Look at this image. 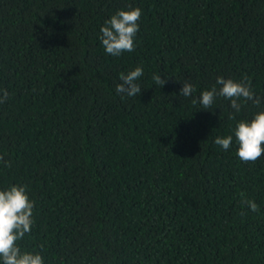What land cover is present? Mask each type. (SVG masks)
Listing matches in <instances>:
<instances>
[{
  "label": "trees",
  "instance_id": "obj_1",
  "mask_svg": "<svg viewBox=\"0 0 264 264\" xmlns=\"http://www.w3.org/2000/svg\"><path fill=\"white\" fill-rule=\"evenodd\" d=\"M129 7L135 50L107 54L100 29ZM137 66L142 91L122 98ZM244 75L259 108L193 103ZM0 88V189L34 201L22 250L44 264H264V154L245 163L235 137L214 143L264 109V0H0Z\"/></svg>",
  "mask_w": 264,
  "mask_h": 264
},
{
  "label": "clouds",
  "instance_id": "obj_2",
  "mask_svg": "<svg viewBox=\"0 0 264 264\" xmlns=\"http://www.w3.org/2000/svg\"><path fill=\"white\" fill-rule=\"evenodd\" d=\"M142 10L139 7L118 9L101 27L100 41L107 54L120 56L123 52H131L136 47V35L139 31L138 21ZM143 75V67L137 66L126 74L121 73L116 84L115 91L122 98L135 97L142 91L137 82ZM153 81L162 87L166 79L160 75L153 74ZM196 91L193 84L183 81L180 95L192 96ZM217 97L230 101V107L234 113L241 110V100L251 101L257 108L261 106V98L256 96L252 89L250 78L244 75L241 79H225L217 76L215 84L210 89L203 90L198 100L201 109L211 110ZM9 98L7 89L0 88V104L5 103ZM229 113V119L235 120V114ZM233 137L238 144L237 156L245 163H255L264 154V109L256 112L249 119H240L236 122L233 134L217 136L214 143L227 151ZM0 163L5 167H11L10 161H5L0 155ZM245 203L252 211H259L258 205L253 200H245ZM34 211V201L30 199L27 187L22 184L13 183L6 188L0 189V264H44L42 255L37 252L22 250L19 241L31 232ZM243 214V213H242Z\"/></svg>",
  "mask_w": 264,
  "mask_h": 264
}]
</instances>
